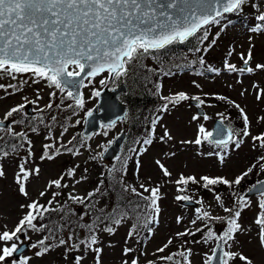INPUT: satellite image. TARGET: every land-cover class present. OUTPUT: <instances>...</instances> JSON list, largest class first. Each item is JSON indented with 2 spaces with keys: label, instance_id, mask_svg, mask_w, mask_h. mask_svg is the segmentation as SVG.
<instances>
[{
  "label": "snow or ice",
  "instance_id": "6c2138e0",
  "mask_svg": "<svg viewBox=\"0 0 264 264\" xmlns=\"http://www.w3.org/2000/svg\"><path fill=\"white\" fill-rule=\"evenodd\" d=\"M249 0H0V78L7 77V84L0 83V90L5 96H11L23 91L25 84L45 82L47 87L54 88L61 94V104L64 99L74 102L64 105L71 109L75 106L80 110L85 108L83 94L79 89L92 85L97 77H102L100 85L107 87L109 83H115L122 77L128 75L129 66L134 61H141L145 56L166 49L175 43H183L190 37L200 33V41L208 40L207 26L209 24H219L220 20L227 14L239 13ZM259 7L258 5H253ZM252 33L264 32V11H259L255 16V23L249 28ZM214 42V41H213ZM206 50V49H205ZM196 51H200L197 48ZM229 56L232 52H229ZM242 67L225 61L224 68L229 73H253L257 69L264 70V63L256 64L252 67L250 62L253 59L251 45L247 53H237ZM155 58V57H154ZM195 63V62H194ZM201 65L205 64L204 59H199ZM149 71H155L148 69ZM210 72H219V69L209 67ZM163 71V70H161ZM107 73V75H104ZM164 75H171L170 70L163 72ZM202 75L203 73H198ZM87 82V83H85ZM196 88L201 86L193 81ZM157 85V90H159ZM11 89V91H9ZM247 91V90H245ZM100 91H94L93 96L99 97ZM209 94L205 93L204 96ZM244 95V92H241ZM50 100L44 109L35 107L34 111L42 113L45 109H52L57 91L49 93ZM165 103L161 111H168L169 105L175 106L180 102L193 101L197 108L206 105V100L201 95H189L180 91L170 96L161 97ZM219 101L231 104L238 112L243 124L240 129L231 127L225 128L223 122L227 117L224 113H217L220 117L221 127L214 131L207 130L203 124L197 129L195 139L182 140L181 144L203 145L205 142L214 144L220 151L199 153V155L216 156L221 164L225 162L230 145L239 148L244 143L245 138H250L253 146L257 144L264 148V132L257 135L252 134V121L245 108L234 100L223 95H214ZM41 97L36 95L35 99L22 97V102L8 108L0 116V140L5 136L17 139L18 143L9 144L8 148L16 151L27 143V154L21 157L17 164V171L14 174V182L17 192L27 200V203L19 205L22 214L9 227L8 223H0V264H31L33 256L25 255L26 249L35 250V257H43L54 247L67 246L65 255L73 251H80L81 248L94 254L95 264H102L103 248L99 245L98 232L104 231L109 234L115 232L113 226L120 225L128 217V211H116L115 214L108 213L104 208L96 209L94 200L102 194L103 180L96 188L85 195L74 194L75 185L87 179L86 175L77 178L79 165L68 168L56 178L48 181L44 190L39 191L38 198H33L30 192V182L33 178H38L41 169L38 165L32 166L30 158L32 153V141L27 132L16 131L14 125H24L31 123L35 117H29L25 111L29 105L37 106ZM256 99H264V89L256 90ZM191 107V104L189 105ZM212 106V105H209ZM60 107V105H56ZM94 110H88L86 117H92ZM76 115V112H73ZM203 115L204 120L210 119L207 114H197L192 117L193 121L199 120ZM18 117V118H17ZM160 117L152 120V132L154 134L156 124ZM264 122V116L257 118ZM57 117L51 116V121L45 124L43 116L40 123L49 128L47 139L49 143L43 145L40 160L52 161L58 156L68 153L72 156L81 154L80 148L90 145L80 142L76 143V136H73L67 143L63 142V134L68 131L63 129L59 137L51 134V128ZM81 121H75L79 125ZM85 123H88L85 120ZM115 121L106 127L111 128ZM103 127V125H102ZM31 131H38L36 125H31ZM107 131L103 135L107 136ZM90 138V137H89ZM161 141H171L172 135L165 130L160 137ZM115 140L109 141V145ZM152 137L135 141L129 152L137 157V171L140 168L139 156L147 152L146 145H151ZM140 145L139 149L135 145ZM71 145V147H69ZM103 151L90 156L92 160H102L108 147L99 145ZM10 155L8 150L0 146V160ZM169 158L175 156V152L165 153ZM131 159V157H129ZM120 167L113 166L109 169V175L119 171L121 178L117 181L124 192H131L143 203H136L133 207L140 213L137 224H134L129 231V238L138 236V226L142 223L148 233L153 232L151 225L158 223L160 214L159 201L161 200V188L159 184L149 186L144 183L139 185L138 190L131 185L123 183V174L127 169V160L115 157ZM162 176L168 183L175 186L178 193L174 199L177 202L195 203L198 205L194 209L193 218L184 223V216H177L176 223L184 225L182 231H177L169 236L152 253L153 259H149L147 264H192L193 249L188 247L192 244H203L207 251L202 255V264H255V261L246 255L241 249L243 244L240 235L248 234L250 241L264 250V180L258 179L248 189L237 192L236 189L241 183L257 170V174L264 173V155L260 156L256 163L247 167L234 178L229 179L223 175L188 174L181 172L173 178V173L166 167L161 159L154 161ZM87 172V169H84ZM3 165L0 164V178L5 177ZM115 179V176H113ZM67 180H72L73 191L67 193L66 200L61 203L57 200L63 193L60 189L69 188ZM195 185L197 190L203 189L211 194L213 203H206L204 198H195L187 195L189 186ZM223 186L228 190L231 198V206L225 202V194L218 190ZM51 192V199L46 203H41L39 198ZM255 192L258 196L257 206L259 211L253 221L256 226L254 236L251 235V226L245 227L240 222L244 209L251 207V197L249 193ZM147 193V195H145ZM83 205V210L78 216V221H82L85 216H90L91 212L97 215L90 223H79L76 227L84 229L86 235L80 238L75 232V228L69 226L67 239L57 236V231L63 229L65 225H60L58 229L50 228L43 223L45 217L52 212H64L68 202ZM59 205L58 208L53 204ZM186 206V205H185ZM222 211L224 215L214 214ZM69 215H75L72 210ZM216 224L224 226L223 231L216 230ZM103 225V227H101ZM190 225V226H189ZM29 232L46 233L40 239L33 241ZM198 240H189L187 237H196ZM53 241L55 243H53ZM179 245L175 252H168V249L176 242ZM135 249L125 247L123 249L125 259L123 264H140L138 255H134ZM167 252V254H165ZM140 255H147L141 252ZM84 254L74 257V264H83Z\"/></svg>",
  "mask_w": 264,
  "mask_h": 264
},
{
  "label": "rangeland",
  "instance_id": "374dc122",
  "mask_svg": "<svg viewBox=\"0 0 264 264\" xmlns=\"http://www.w3.org/2000/svg\"><path fill=\"white\" fill-rule=\"evenodd\" d=\"M253 5H258L259 7H254ZM259 11H264V0H249V3L243 7L241 12L227 14L220 20L219 24H209L207 26L208 40L201 43L200 35H198L192 39L188 48L187 46L175 44L168 48L169 51L172 52L168 53L166 56L149 54L141 61H134L133 67L131 69L129 68L128 75L116 81H123L127 84L128 89L125 93L126 99L131 103H134L136 100L143 101L145 94H151V91L155 92L157 95L156 83L160 86L158 92L161 97L174 95L180 91H184L190 96L201 95V97L206 100V105L203 106V108L205 109V114H207L210 119L204 120L203 115H201L199 120L193 121L192 117L197 115V113L193 105H191V107L189 106V101L180 102L175 106L169 105L168 111H166L161 120L156 124L152 144L146 145L145 147L148 149L147 152L138 157L140 160L139 171H137L136 157L130 172L126 169V172L123 174V183L125 185L134 186L138 190H141L139 189L141 183L149 186H156L159 184L162 198L159 201L161 211L158 217V223L152 225V235L147 238L144 246H140L137 243V238L135 236L129 238L128 234L133 226V222L129 220V217L120 225H111L109 223V226L115 228L114 233L109 234L104 231L98 232V246L103 248L101 258L102 264H123L125 259H129V257L124 256L123 249L125 247L135 249L134 255L139 256L140 264H147L149 259H153L152 253L156 248L161 246L169 236L177 231L183 230L184 225H178L176 223V217L184 216L185 224L193 218L194 209L198 207V205L185 206L182 202L175 201L174 197L178 194L175 190V186L168 183L167 179L162 176L159 168L154 163L156 159H161L162 162L165 163L166 167L173 173V178H175L178 173L183 172L186 175L195 174L197 176L201 174L223 175L232 179L240 174V172L246 170L247 167L256 163L259 157L264 155V148H260L258 144L254 147L251 139L245 138L244 143L241 144L239 148H236L235 145H230L225 162L221 164L216 156L199 155V153L207 154L210 151H220L214 144L205 142L203 145L197 146L195 144L186 145L180 143L182 140L195 139L200 124H203L207 130L211 131L213 120L215 118H220L217 113H224L233 129L238 130L242 127L243 122L237 110L231 104L215 99L214 95L226 96L245 108L252 121L251 130L253 135L264 132V122L257 119L259 116H264V99L259 101L256 99L257 87L259 89H264V70L257 69L253 73L240 74L229 73L224 68L226 60L241 67L242 62L237 53H247L250 45L253 55V59L250 62L251 66L255 67L256 64L264 63V32L252 33L249 31V28L254 25L255 16ZM198 44L201 45L202 49L199 56H196L194 51ZM229 52H232L231 56L228 55ZM201 57L204 59L205 64L197 68L194 62L199 63ZM178 58L179 61H176ZM144 61L148 66L152 67L156 66L157 62H160L157 68L159 72L157 74L156 83L152 76L150 87H145L142 83L140 71L143 72L142 69L145 65L141 62ZM209 67L219 69V72H210L207 70ZM169 70L171 75L163 74V72ZM198 73L203 74L200 75ZM133 75H136V79H138L136 84L133 82ZM101 78L102 77H97L92 85L82 89L85 101V108L83 110L75 108V106L71 109L65 108L64 105L73 102L65 98L63 104H61V94L59 91L47 87L46 83L43 81L38 84L29 81L28 84L24 85L22 92H18L11 96H5L3 90H0V116H2L8 108L22 102L23 96H27L29 99H35L36 95L39 94L41 97L37 106H28V108L32 109V116H34L35 119H32L30 124L26 122L23 127L14 125L16 131L27 132L32 141L31 148L33 155L30 158V163L32 166L38 165L41 169L39 177L33 178L30 182L29 188L33 198H38L39 191L44 190L48 181L58 178L61 173L76 165H79L77 169V178H79L80 175H86L87 179L75 185L74 194L85 195L87 192L96 188L101 180L104 181L101 186L103 191L106 192L112 188V184L109 183L108 177H102V173L108 166V163L100 159L92 160L89 157L95 155L97 152L103 151V149L98 146H106L123 127L129 128V134L131 129L135 128L132 127V124H134L136 111L128 112V120L126 122L119 123L118 125L116 124L112 128H101L90 136V138L88 137L85 138L86 140H82L80 137L85 113L91 110L97 99V97L93 96V92L99 91L104 87L99 83ZM193 81L198 83L201 87L199 89L196 88ZM9 82L16 83V81H9L7 77L0 78V83L7 84ZM9 91H11V89H9ZM52 91H57V97L54 98L53 108L45 109L42 113L34 111L35 107L44 109L45 105L50 100L49 93ZM242 91L244 95H241ZM205 93L209 95L204 96ZM134 97H136L135 100ZM136 102L134 103L135 105ZM161 102L162 104L154 109L158 114L161 111L162 105L165 103L164 100H161ZM56 105H60V107H56ZM25 111H27V109ZM73 112L77 114L74 115ZM53 115L57 117L56 122L51 128V134L54 137H59L63 129L67 127L68 131L65 132L62 137L63 142L67 143L73 136H76V141L74 143H76L77 146H79L80 142L86 143V145H90L91 151L88 147H84L80 148L81 154L79 156H72L71 154L64 153L52 161H41L40 156L42 155L43 145L50 142L47 139L49 128L45 127V124L51 121V116ZM41 116H43L45 124L39 122ZM78 119L81 123L76 125L75 121ZM135 119L137 127H140V121L136 116ZM31 125H36L38 131L32 132ZM137 127L136 134L142 131L141 128ZM165 130L172 135L173 139L171 141H161L160 137ZM105 131L108 133L107 136L103 135ZM0 135L4 134L0 133ZM6 137L8 136H5V138ZM69 147H71V145H69ZM27 150L28 145L24 143L23 147L15 152L11 151L7 158L0 160V164L3 165L6 173L5 177L0 178V223H8L9 227H11L22 214L19 205L28 202L24 197L18 194L17 186L14 182V174L18 170L17 164L20 162L21 157L27 154ZM172 152H175V156L171 158L165 155V153ZM84 169H87V172H84ZM255 171L256 170L246 177L250 178L251 182H254L252 175L255 174ZM254 177L255 181L258 179L262 180L264 179V173H260L258 176L254 175ZM109 178H113V176H109ZM120 178L121 173L119 180ZM67 182L69 183V188L59 190L63 193L60 197H57V200L61 203L66 200L67 193L73 191L72 180H67ZM52 191H56V189L49 190L47 196L39 198L40 202L46 203L47 200L51 199ZM221 192L225 194L226 204L231 206V198L228 196V190ZM145 195H147V193H145ZM106 196L105 194L97 197L99 199L96 201L94 200L95 205L98 202L104 203ZM124 196L128 198L130 194L125 193ZM201 196L206 203L214 204L209 192L206 191L202 192V194H196L195 198L198 199ZM257 200V195L251 197V207L244 209L240 218L242 225L245 227L251 226V235L253 236L256 231V226L253 221L259 211ZM53 207L58 208L59 205L54 203ZM69 207H71V201L68 202L67 208L69 209ZM54 213L55 217H58V213ZM214 214L224 215L222 211H218ZM51 215L52 213L49 214V216ZM47 219L50 218L48 217ZM48 225L50 228H53L50 223ZM63 225H65V227L57 232H67L64 238L67 239L69 235V226L73 225L74 228L76 226L70 218L66 219ZM59 226L60 225H57L55 229H58ZM101 227H103V225ZM223 228V225L216 224V230L218 232L223 231ZM44 234L46 233L29 232L33 241L40 239ZM199 238L200 236L197 234L196 237H187L186 239L191 241L198 240ZM239 239L243 244L241 250L246 255H249L255 261V264H264V250L260 249L254 241H250V236L248 234L240 235ZM53 243L55 242L53 241ZM178 245L179 241H176L168 249V252H175ZM66 247L67 246L54 247L43 257H35L33 254L35 250L31 249L25 250L24 254L33 256L31 264H74V257L81 254L85 256L83 264H95L94 254L81 248L80 251L67 253L66 256ZM188 247L193 249V256L191 258L192 264H202V255L207 251V248L203 244L192 243H190ZM141 252L147 253V255H140ZM165 254H167V252Z\"/></svg>",
  "mask_w": 264,
  "mask_h": 264
},
{
  "label": "trees",
  "instance_id": "16d2710c",
  "mask_svg": "<svg viewBox=\"0 0 264 264\" xmlns=\"http://www.w3.org/2000/svg\"><path fill=\"white\" fill-rule=\"evenodd\" d=\"M198 35H201V34L198 33L197 36ZM194 37H196V36H194ZM193 38H190V41ZM197 48H200V51L202 49L201 45H199V44L197 45L196 49ZM200 51H196V50L194 51L196 53V56H199ZM151 55H152V53H151ZM141 63L147 67L152 68V66H148L145 63V61L141 62ZM159 64H160V62L156 63V65H159ZM194 64L197 68L203 66L200 63H196V62ZM145 66L142 69L143 72L140 71V74L142 76V83L144 84L145 87H148V86L150 87L151 86V74H150L148 68H145ZM134 79H135L134 82L136 84L138 81V79H136V75L133 77V80ZM135 99H136V97H134V100ZM134 103H131V102L128 103L129 111H131V112L136 111L135 116L140 121V127H137L136 119L134 116V125H135L134 127L135 128L134 129L132 128L130 133L128 134V138L126 140V146H124L123 153L120 154L121 159H126L128 161L127 162V170L129 172H130V169L133 165V162L136 159V156L134 154L130 153L129 149L134 146V142L136 140H139L142 142L143 139L148 138L149 136H151L153 138L152 120L155 119L157 116L160 117V115L154 110L156 108V106L158 105V104H156L157 103V95L155 92L151 91V94L146 93L145 96L143 97V101L138 100L136 102V105ZM136 127L141 128L142 131L140 133L136 134ZM6 140L9 141V140H12V138L8 137ZM82 140H85V139H82ZM135 147H137V149H139L140 145L137 144V145H135ZM5 150H8L9 152H11L10 150H12V149L6 148ZM129 157H131V159H129ZM113 166H115L117 169H119L120 164L118 161L115 160L113 162V164L111 166H107L104 169V172L102 173V177L103 176L108 177V181L110 184H112V188L107 190L106 192L102 190V194L99 196H103L105 194L106 195L112 194L116 191H117L116 192L117 196L113 195L111 197V201L109 203H108V198L104 199V203L98 202L96 204L97 210L100 208H104L106 210V212L112 213V214H115L116 211H128V216L132 219L133 225L137 224V218L140 216V213L133 207V205H135L136 203H143V202L140 201V199L138 197H136L134 194H132L130 191L124 192V194L125 193L130 194V196L128 198L122 194V191L118 187L119 183L117 182V181H119V176H120L119 171H116L112 175H109V169H111ZM109 176H115V179L109 178ZM251 183L252 182H251L250 178H245V180L236 189V191L237 192L238 191L239 192L245 191L250 186ZM218 190L227 191V189L224 188L223 186H220L218 188ZM199 191L196 189V186L191 185L189 187V191L185 194L195 197L196 194H202V192H206L203 189H200ZM83 207L84 206H81L80 204L71 202V207H69V209L66 207L64 212L56 211V213H58V217H56L58 220V225H63L65 220L68 218H70L74 222L75 226L78 224V222L79 223H90L95 218V216L97 215V212H91L90 216H85L82 221H78V216L82 212ZM72 210L75 211V215H69L68 214ZM52 215L54 216L53 218H55L54 212H52ZM71 227H74V226L71 225ZM138 231L140 234L137 236V238L139 239L141 244H143V243H145V241L147 240V238L150 234L148 233L147 229L143 227L142 223L138 226ZM75 232H76V234H78L79 237H84L86 235L85 230L81 229L79 227H75ZM66 233L67 232H65V231H61V232H57L56 234H58V237H60V238H65Z\"/></svg>",
  "mask_w": 264,
  "mask_h": 264
},
{
  "label": "water",
  "instance_id": "95a60500",
  "mask_svg": "<svg viewBox=\"0 0 264 264\" xmlns=\"http://www.w3.org/2000/svg\"><path fill=\"white\" fill-rule=\"evenodd\" d=\"M243 66V65H242ZM126 89V87L121 84L117 88L108 89L107 87H104L100 90L101 95L97 97V102L92 108L93 116L92 117H85L84 119V125H83V131L82 135L84 137L89 136L91 133L97 131L100 127V125H108L112 123L113 121L117 122L120 119H123L126 114L127 107L125 104L119 100L118 96L121 92H123ZM79 92H81V89H79ZM192 104H195V102L191 101ZM196 111L198 114L204 113V110L202 108H197ZM85 120L88 121V123H85ZM228 121L223 122V126L225 128L228 127ZM220 119L216 118L213 121V128L212 131H214L216 128L221 127ZM126 137V134L124 132L120 133L114 140L115 142L108 146V151L105 153L104 158L111 159L112 157L119 154L121 150V146L123 144V141ZM256 194L255 192L249 193V195ZM186 204H193L185 202Z\"/></svg>",
  "mask_w": 264,
  "mask_h": 264
},
{
  "label": "flooded vegetation",
  "instance_id": "af4514ba",
  "mask_svg": "<svg viewBox=\"0 0 264 264\" xmlns=\"http://www.w3.org/2000/svg\"><path fill=\"white\" fill-rule=\"evenodd\" d=\"M27 112L31 115V117H34V116H32L33 115V111H32V109H30V108H27ZM21 127H23L24 125H20ZM108 128V127H107ZM112 128V127H111ZM19 141L17 140V139H15V138H12V140H0V146H3L5 149L6 148H8V145L9 144H13V143H18ZM12 151V150H11ZM258 170V169H257ZM257 170L255 171V174L254 175H256V176H258L259 174H257ZM254 175H252V179L254 180V182L252 183V184H254L256 181H255V177H254ZM262 180H264V179H262ZM251 184V185H252ZM256 196V195H255ZM250 197H254V196H250Z\"/></svg>",
  "mask_w": 264,
  "mask_h": 264
}]
</instances>
